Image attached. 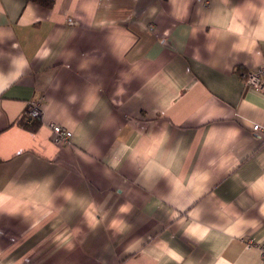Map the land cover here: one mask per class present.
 Masks as SVG:
<instances>
[{
  "label": "crops",
  "instance_id": "obj_1",
  "mask_svg": "<svg viewBox=\"0 0 264 264\" xmlns=\"http://www.w3.org/2000/svg\"><path fill=\"white\" fill-rule=\"evenodd\" d=\"M50 1L0 0V264H264V0Z\"/></svg>",
  "mask_w": 264,
  "mask_h": 264
},
{
  "label": "built area",
  "instance_id": "obj_2",
  "mask_svg": "<svg viewBox=\"0 0 264 264\" xmlns=\"http://www.w3.org/2000/svg\"><path fill=\"white\" fill-rule=\"evenodd\" d=\"M239 77L244 85H247L264 94V63L255 69L240 71ZM23 115L29 119L37 118L41 122L42 112L39 100L33 99L29 101ZM48 124L51 131V141L55 145L60 146L69 142L71 136L69 128L54 121ZM259 127L260 126L258 124L252 125V129L254 131H258Z\"/></svg>",
  "mask_w": 264,
  "mask_h": 264
},
{
  "label": "trees",
  "instance_id": "obj_3",
  "mask_svg": "<svg viewBox=\"0 0 264 264\" xmlns=\"http://www.w3.org/2000/svg\"><path fill=\"white\" fill-rule=\"evenodd\" d=\"M38 1L39 3H42L43 5H50L51 1L50 0H35ZM17 123L22 126L23 128L29 130V131H35L36 128L39 126L40 124V120L37 118L34 119H29L26 116L22 115Z\"/></svg>",
  "mask_w": 264,
  "mask_h": 264
}]
</instances>
